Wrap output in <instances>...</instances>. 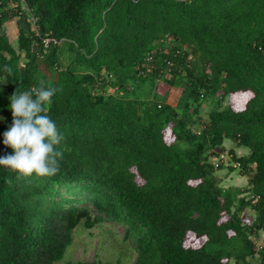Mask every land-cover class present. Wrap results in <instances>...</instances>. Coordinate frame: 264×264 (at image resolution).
I'll list each match as a JSON object with an SVG mask.
<instances>
[{
  "label": "trees",
  "instance_id": "1",
  "mask_svg": "<svg viewBox=\"0 0 264 264\" xmlns=\"http://www.w3.org/2000/svg\"><path fill=\"white\" fill-rule=\"evenodd\" d=\"M28 2L40 37L20 19L13 43L0 13V156L9 97L40 81L59 89L48 114L65 150L52 177L0 166V264H57L80 224L106 221L134 240V264H264V0ZM46 35L62 44L44 54ZM227 140L249 150L230 151L243 189L212 163Z\"/></svg>",
  "mask_w": 264,
  "mask_h": 264
},
{
  "label": "clouds",
  "instance_id": "2",
  "mask_svg": "<svg viewBox=\"0 0 264 264\" xmlns=\"http://www.w3.org/2000/svg\"><path fill=\"white\" fill-rule=\"evenodd\" d=\"M4 71L12 73L8 66ZM6 83L7 77L0 78V85ZM58 91L40 81L38 87L17 88L9 97L12 123L3 133V144L12 152L0 156V166L15 173L17 180L52 177L60 171L65 137L48 114Z\"/></svg>",
  "mask_w": 264,
  "mask_h": 264
},
{
  "label": "rangeland",
  "instance_id": "3",
  "mask_svg": "<svg viewBox=\"0 0 264 264\" xmlns=\"http://www.w3.org/2000/svg\"><path fill=\"white\" fill-rule=\"evenodd\" d=\"M20 19H14L8 25V36L10 40L15 43V25ZM106 91V90H103ZM145 93V91H144ZM147 97V96H146ZM229 99L226 100L225 105L228 106ZM210 108L203 106L201 115L203 119H207V114ZM225 150L231 151L230 146L237 147L236 143L226 141ZM249 154L247 148L242 147L243 154ZM245 154V155H246ZM244 155V156H245ZM216 175L221 179V186L224 189L238 190L248 186V178L243 177L240 170L231 172L225 166L216 170ZM243 217L246 222L255 219V212L248 208ZM125 227L114 222H103L94 228L87 229L83 224H80L73 233L72 245L68 248L65 258L57 264H134L137 259V252L135 243L132 238H127L125 234ZM254 241H258L259 245L264 243V233H261Z\"/></svg>",
  "mask_w": 264,
  "mask_h": 264
},
{
  "label": "built area",
  "instance_id": "4",
  "mask_svg": "<svg viewBox=\"0 0 264 264\" xmlns=\"http://www.w3.org/2000/svg\"><path fill=\"white\" fill-rule=\"evenodd\" d=\"M190 2L191 0H183ZM0 13L12 16L14 19H25L32 28L33 33L40 37L41 31L38 23V18L35 15L33 9L29 5L28 0H0ZM44 46V54L48 53L52 45H61L62 41H57L49 35H46L42 38ZM171 65V63H169ZM144 70L140 74L144 77L148 76L154 69V55L148 54L145 59V64L143 65ZM95 93L100 95H105L103 90H95ZM215 169H219L222 166L226 168H234L235 170H241L242 165L238 160H235L234 156L230 151L221 152L217 158H214L212 161Z\"/></svg>",
  "mask_w": 264,
  "mask_h": 264
},
{
  "label": "crops",
  "instance_id": "5",
  "mask_svg": "<svg viewBox=\"0 0 264 264\" xmlns=\"http://www.w3.org/2000/svg\"><path fill=\"white\" fill-rule=\"evenodd\" d=\"M14 20V19H13ZM19 21H17L16 23H14V25H15V35H16V38H15V41L17 40V37H18V34H19V23H18ZM11 22H8L6 25V27L8 28V25L10 24ZM6 28V30H7V33H8V29ZM144 84V85H143ZM132 89H133V85H131L130 86ZM144 91H145V93H144ZM151 91H152V82H151V80L150 81H147V82H145V83H142V87H140V88H137V90H136V92L138 93V95L140 96V95H142L144 98H146L145 96H147V95H149L150 93H151ZM144 98H142V99H144ZM202 117H204L203 115H201ZM231 143H232V141H230V145H231ZM228 143H226L225 142V144H224V146H226ZM231 148H229V149H231V150H234L235 151V153L237 154V155H239V154H241L242 153V148L241 147H232V146H230ZM224 151H228V150H224ZM246 154V153H245ZM245 154H243V156L245 155ZM242 155V154H241ZM247 155V154H246ZM213 161V160H212ZM221 180V179H220Z\"/></svg>",
  "mask_w": 264,
  "mask_h": 264
}]
</instances>
